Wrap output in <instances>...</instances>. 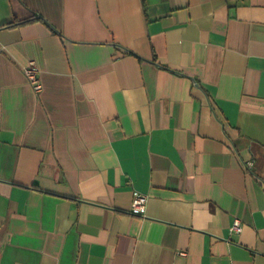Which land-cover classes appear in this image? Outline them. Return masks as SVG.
Instances as JSON below:
<instances>
[{
    "label": "crops",
    "instance_id": "0c3cea01",
    "mask_svg": "<svg viewBox=\"0 0 264 264\" xmlns=\"http://www.w3.org/2000/svg\"><path fill=\"white\" fill-rule=\"evenodd\" d=\"M0 264H264V0H0Z\"/></svg>",
    "mask_w": 264,
    "mask_h": 264
},
{
    "label": "built area",
    "instance_id": "2783aa9c",
    "mask_svg": "<svg viewBox=\"0 0 264 264\" xmlns=\"http://www.w3.org/2000/svg\"><path fill=\"white\" fill-rule=\"evenodd\" d=\"M24 72L33 86L36 92H40L43 88L39 77H38V68L35 62H30L28 66L25 67ZM149 197L148 195L135 192L133 196V202L131 206V212L135 215H139L141 217L147 216V205H148ZM243 230V226L240 220L236 219L231 227L232 234H240ZM180 255L185 256L186 252H180Z\"/></svg>",
    "mask_w": 264,
    "mask_h": 264
},
{
    "label": "trees",
    "instance_id": "16d2710c",
    "mask_svg": "<svg viewBox=\"0 0 264 264\" xmlns=\"http://www.w3.org/2000/svg\"><path fill=\"white\" fill-rule=\"evenodd\" d=\"M36 20V16L35 15H31L29 17L26 18H22V19H17L14 22L8 23V24H4L3 26H1V28H11V27H15V26H20L23 24H26L28 22H32Z\"/></svg>",
    "mask_w": 264,
    "mask_h": 264
}]
</instances>
